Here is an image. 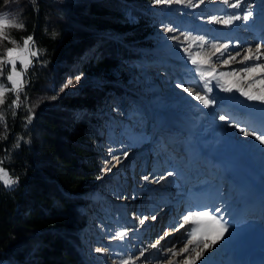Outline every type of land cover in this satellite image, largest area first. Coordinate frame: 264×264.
I'll use <instances>...</instances> for the list:
<instances>
[{
  "label": "rangeland",
  "instance_id": "1",
  "mask_svg": "<svg viewBox=\"0 0 264 264\" xmlns=\"http://www.w3.org/2000/svg\"><path fill=\"white\" fill-rule=\"evenodd\" d=\"M236 2L237 0H229L225 4L223 0H182L177 3L173 0L171 3H157L156 0H148L141 3L138 6L140 10L151 12L157 19L155 22L149 21L147 17V20L140 19L132 7H128L123 10L120 24L128 30L127 35L134 39L132 41L143 40V45L137 48L144 53V57L118 59L108 69H101L98 63L90 61L84 68L69 75L64 74L54 83L58 94H82L90 83L102 87L111 81H123L125 78L127 87L131 84L138 89V95L135 88L134 91L128 89L131 94L127 92L126 102L120 101V98L118 102L116 98L105 94L103 104L95 109L96 114L104 119L98 117L102 119L99 120L101 139L91 143L97 161L94 181L84 193L92 201L87 207L88 225L82 237V255L86 256L89 264L173 263L177 254L185 252V247L199 250L196 243L198 237L188 235L192 226L180 227L183 216L189 210L210 211L214 208H219L220 211L211 214L221 212L228 220L222 221L226 223L228 231L196 264H207L206 261L216 255L218 244L222 240L232 245L227 254L228 264L248 260L250 257L257 233L264 230V215H251L241 224L235 221L240 191L235 190L234 185L231 186L227 179L228 172L220 170L215 162L217 151L223 149L224 144L220 141L222 138L231 142H244L247 145L242 143L243 146L249 148L245 149L248 150L247 154L263 158L261 162L264 163V144L255 136H244L240 131L243 128L248 132L255 131L257 135L264 133V124L261 123L264 120L254 121L250 114L253 109H263L264 102L248 100L236 88L231 92L224 90L230 82L247 90L254 80L264 79V73L257 72L250 80L247 78L248 73L243 71L246 67L264 64V54H260L259 59L244 60L245 55H249V48L255 53L259 47L260 52L264 53V41L250 35L255 32L258 22L264 19V0H240V7H230ZM14 9L1 11L0 14L21 21L18 9ZM248 11L252 12L248 20H235L229 25L214 20H224L233 15L243 17ZM169 28L173 31H166ZM144 31L148 32L144 35ZM212 45L219 46L220 51H216ZM224 45L228 47L225 49ZM242 45L243 48L238 49ZM196 53L211 58L210 65L203 66L205 70L216 69V78L210 77L206 87V81L196 71L197 65L191 62V57ZM233 56L236 57L235 60L230 59ZM225 60L228 63H224ZM18 64L17 70H20L21 66ZM220 72H235L236 76L220 77ZM27 80L26 73L25 81ZM3 84L10 87L7 82ZM178 84H182L184 88L192 87L214 102L205 107L183 88L177 87ZM208 88H211L210 92ZM252 91L258 93L259 86L254 85ZM132 94L138 96V102ZM178 111L196 117L193 127L196 155L194 152L193 154L207 165L199 171L211 174L207 188L210 192L206 193L209 202L206 205L196 206L193 201L195 187L185 189L191 171L186 170L185 166L181 167L179 161L186 162L189 159L184 142L187 139L183 138V141L172 145L166 144V140L171 137L169 130L173 128L171 118ZM75 113H80V109ZM221 116H227L228 119L221 120ZM211 136L219 139L215 143L213 141L214 144L210 143L215 151L205 145V139H210ZM170 146L181 150H171ZM227 150L230 157L237 155L238 158L234 156L233 162L241 174L254 176L256 179L253 172L256 169L253 168L254 165L250 166L248 155L245 160L244 155L241 157V154L233 151L231 154V150ZM226 152L223 154H227ZM199 164L196 163L197 166ZM12 186L14 184L7 187ZM182 204L183 211L178 212L177 208ZM173 207L175 211L171 209ZM164 216L165 220L160 221ZM120 232L126 233L122 239L119 238ZM210 239H216L215 234ZM178 243L179 248L175 249L174 245Z\"/></svg>",
  "mask_w": 264,
  "mask_h": 264
},
{
  "label": "trees",
  "instance_id": "2",
  "mask_svg": "<svg viewBox=\"0 0 264 264\" xmlns=\"http://www.w3.org/2000/svg\"><path fill=\"white\" fill-rule=\"evenodd\" d=\"M146 1L0 0V12L17 8L24 24L11 29V36L20 41L32 35L40 51L30 84L20 93V109L9 107L15 99L11 91L0 105V160L18 181L12 187L0 181V264H89L82 237L92 201L84 193L94 181L91 143L101 139L103 118L95 109L105 94L126 102L128 89L137 95L138 89L127 87L125 78L102 87L90 83L82 94H58L54 83L90 61L108 69L118 59L143 58L137 48L143 40L132 41L120 21L132 7L140 19L155 22L138 7ZM10 46L0 40V52ZM8 73L5 65L0 83H9ZM137 95L132 94L138 102Z\"/></svg>",
  "mask_w": 264,
  "mask_h": 264
},
{
  "label": "snow or ice",
  "instance_id": "3",
  "mask_svg": "<svg viewBox=\"0 0 264 264\" xmlns=\"http://www.w3.org/2000/svg\"><path fill=\"white\" fill-rule=\"evenodd\" d=\"M35 3V0H32ZM157 3H171L173 0H156ZM175 2L180 3L182 0H175ZM203 2V0H201ZM225 4L229 3V0H223ZM230 7L236 8L240 7V0H237L236 3H232ZM252 15L251 11H248L246 15L243 17L239 15L229 16L224 20H219L214 18L217 23H224L226 25L232 24L235 20H248ZM11 29L22 30L24 29V24L19 19L10 18L6 15L0 14V40L6 41L10 44V47H7L0 52V75L3 74V68L5 65L9 66V73L6 76V80L9 82L10 87L6 86L3 83H0V105L5 103V95L11 91L14 94L15 99L9 107H19L20 104V93L24 90L26 81L25 74L27 73L29 67L33 63V58L38 57L40 54L39 49L36 48V43L34 37L32 35H28L26 37L21 38V42H17V40L10 35ZM6 30H9V33H6ZM166 31L171 32L173 29L169 28ZM190 38V37H186ZM178 39V38H176ZM216 51H220V47L217 45H212ZM225 49L228 47L227 45L223 46ZM187 50V49H186ZM249 55H245L244 60L250 59H259L260 54H264L260 52V48L257 47L256 52L253 53L252 49L249 48L247 50ZM223 55V53H221ZM230 59L235 60L236 57H231ZM191 62L193 65H197L196 71L199 72V75L202 79L206 81L205 87L207 83L210 82L209 78H216V69L210 68L209 70L204 69V65H210L211 58L210 57H202L200 53H196L191 57ZM17 63L20 64V70H17ZM224 63H228L227 60ZM245 73H248V79H253L254 73H264V64H258L255 67H246L243 69ZM236 76L235 72L225 73L220 72V77L226 76ZM259 86V92L252 91L253 86ZM177 87L183 88V90L190 95L194 96L197 101H200L205 107L211 105L214 101L210 100L206 95H201L200 91L194 90L192 87L184 88L182 84H178ZM233 88H236L237 91L241 93V95L247 97L249 100H259L264 102V79L254 80L253 84H249L248 89L240 88L238 84L234 82H230L229 86L224 90L231 92ZM208 91H211V88H208ZM14 114V113H13ZM221 120H227V116H221ZM28 120H31V116L28 117ZM0 123H4L3 112L0 111ZM240 131L244 136H255V138L260 141L261 144H264V134L257 135L255 131L248 132L245 129L241 128ZM3 138V137H0ZM22 139V138H21ZM16 147H19V143H17ZM116 159H119L118 157ZM3 160H0V181L4 183L6 186H11L16 184L18 181L13 179L9 172L2 167ZM171 175V173H169ZM147 179V177H145ZM220 211L219 208H214L209 210L201 209L199 211L189 210L187 214L183 216V222L180 224V227H184L185 225H191V229L188 232L189 237L196 238L197 248L192 249V251L196 252L195 258H189L185 261V264H196L197 260L203 255V253L215 246L219 239H223L224 234L228 231L226 223L222 222L220 218L211 213ZM154 218V217H153ZM213 234H215L216 239H210ZM126 235L125 232L119 233V238H123ZM155 246V245H154ZM97 251H101L97 249ZM185 252L189 251L187 247L184 249Z\"/></svg>",
  "mask_w": 264,
  "mask_h": 264
},
{
  "label": "bare ground",
  "instance_id": "4",
  "mask_svg": "<svg viewBox=\"0 0 264 264\" xmlns=\"http://www.w3.org/2000/svg\"><path fill=\"white\" fill-rule=\"evenodd\" d=\"M238 48V47H237ZM241 48H243V45L242 46H239V48L238 49H241ZM237 54H239V53H237ZM235 99H237V98H235ZM249 100V99H248ZM251 103V102H250ZM254 103V102H253ZM248 104V103H247ZM250 105V104H249ZM255 104H253V106H254ZM259 106H260V104H258ZM258 105H257V107H258ZM248 107V106H247ZM250 107H252V106H250ZM249 107V108H250ZM255 107V106H254ZM253 107V108H254ZM263 107V106H262ZM248 109V108H247ZM253 110H255V111H252V113H250L251 115H253L254 117H253V119H254V121L255 120H257V122H259V121H262V120H264L263 119V117L262 116H264V107H263V109L262 108H256V109H253ZM179 112V111H178ZM248 116V115H247ZM249 118L250 117H252V116H248ZM173 118L175 119V120H177V121H180V118L177 116V115H174V113H173ZM248 119V118H247ZM249 120H251V119H249ZM249 122V121H248ZM262 123V125L264 124L263 122H261ZM260 123V124H261ZM257 124V123H256ZM251 125V124H250ZM195 125L194 124H192V123H187L186 124V128H188V129H190V130H193V127H194ZM254 126V125H253ZM258 126H259V124H258ZM255 127H257V126H255ZM262 128H263V126H262ZM259 129H261V127L259 128ZM262 131V130H261ZM263 132V131H262ZM264 134V133H263ZM213 135V134H212ZM221 135V134H220ZM215 137L217 136V135H214ZM234 136V135H233ZM237 135L235 134V136L234 137H236ZM185 137V135H182V136H179L178 138L179 139H183ZM212 137V136H211ZM227 138V137H226ZM212 139H214V138H212ZM217 139V138H216ZM241 140H243V139H241ZM220 141H222L223 142V144L227 147V149H230L231 150V154H232V151L234 152V153H236V154H238L239 153V155L241 154V157L244 155V159L246 160L247 158H248V162L249 163H251L250 164V166L252 165H254L253 166V168H255V169H257L258 171H261L262 170V172L260 173L261 174V178H260V180H257V182L254 180V176H252V178L251 177H248V176H246V175H243V174H241V172H240V170H238L236 167H235V165L236 164H233L232 163V160L230 159V157H228V156H230L229 154L230 153H228V152H226L227 154H228V156H226L227 154H225V156H223L222 157V159H226V161H227V164L229 165V168H230V170L228 171V173H227V175L229 176L230 174L232 175V181L230 182L231 183V186H233L235 189H237V190H239L240 191V196L238 197V199H237V202L240 200V199H242L244 202H243V204L241 205V207H239L238 209H235L236 210V214H234L235 215V219H237V217H240L241 215H242V212H243V209L245 208V204H246V201L249 199V195L251 194V192L255 195V193H260V187L264 184V163H262L261 162V159H263V158H260V157H258V156H250V154H247L248 152V150L246 151L245 149H247L248 147H244L243 146V144L242 143H244V142H242V143H237V142H231V141H228V140H223L222 138H220ZM259 144V143H258ZM223 145V146H224ZM244 145H245V143H244ZM247 145V144H246ZM245 145V146H246ZM248 146H250V145H248ZM249 149V148H248ZM251 149V148H250ZM227 151H229V150H227ZM250 152V151H249ZM192 155H194L193 154V152L191 153ZM260 154V153H259ZM248 155V156H247ZM234 156H235V154H234ZM233 156V159L235 158V157H237V155L234 157ZM247 156V158H245ZM262 156H263V154H262ZM264 157V156H263ZM238 158V157H237ZM239 159H240V157H239ZM239 159H237V160H239ZM214 160V159H213ZM236 160V161H237ZM241 160V159H240ZM234 161V160H233ZM238 162V161H237ZM264 162V161H263ZM239 163V162H238ZM218 165V164H217ZM200 166H203V164H200ZM199 166V167H200ZM237 166V165H236ZM239 166V165H238ZM247 166H249L248 164H247ZM219 167V166H218ZM225 168V166L223 165L220 169H222V170H225L224 169ZM250 168V167H249ZM241 170H243V169H241ZM244 171V170H243ZM253 172H255L254 171V169H253ZM205 173H207V172H205ZM251 173V172H250ZM249 172H248V174H250ZM247 174V175H248ZM255 175H256V172L254 173ZM253 174V175H254ZM207 176H209V174L207 175ZM249 176H251V175H249ZM257 176V175H256ZM255 176V177H256ZM189 179H190V177H189V175H188V178H187V180H186V185H187V182L189 181ZM199 180V178H197L196 179V182ZM241 182H243L244 184H242ZM193 185V183L191 184H188L187 185V187H186V189H189L191 186ZM205 185H207L206 183H205ZM205 185H199V186H197V189H196V191H195V198L197 199V201H196V204L197 205H199V206H202L203 204H204V202H205V199H206V196H205ZM239 187H238V186ZM193 186H195V185H193ZM264 186V185H263ZM213 188V187H212ZM232 188V187H231ZM242 188V189H241ZM263 189V188H262ZM245 198H246V201H245ZM258 203L259 204H261V201H260V199L258 200ZM177 208V207H176ZM172 210H174L175 211V209H174V207L173 208H171ZM178 209V212H182L183 211V207L181 208H177ZM239 209H241V211L239 210ZM170 212H171V210H170ZM239 213V215H237ZM218 216H220V215H218ZM249 217H251V214H249V215H247V217L243 220H241L240 221V223H238L239 221H237V223L238 224H241V223H243V221H245L246 219H249ZM163 221V220H165V216L163 217V218H161L160 219V221ZM173 222H176V221H173ZM259 235H264V231L263 230H261V232L259 233ZM259 239H260V236H258V244L260 243V241H259ZM231 244V243H230ZM179 245H180V243H178L177 245H174L175 246V249H178L179 248ZM232 245H228V242L226 241V240H222V242L221 243H219L218 244V249H217V252H216V255L214 256V257H211V258H209L208 259V261H206V262H210V263H212V264H219L218 262H220V261H228V258H227V254H228V251H229V248L231 247ZM213 248V247H212ZM212 248H209L208 250H206L203 254L205 255V253H207L208 251H210V249H212ZM241 251V250H240ZM176 252H179V251H176ZM188 255H189V258H191V257H194L195 258V256H196V252H194V251H192V249H189V251H187V252H184V253H182V254H177V258L173 261V263H170V264H183L185 261H187V259H189V258H187L188 257ZM237 257V256H236ZM187 258V259H186ZM238 258H239V256H238ZM202 264V263H201Z\"/></svg>",
  "mask_w": 264,
  "mask_h": 264
},
{
  "label": "water",
  "instance_id": "5",
  "mask_svg": "<svg viewBox=\"0 0 264 264\" xmlns=\"http://www.w3.org/2000/svg\"><path fill=\"white\" fill-rule=\"evenodd\" d=\"M35 60H36V57L33 58V63L31 64V66L29 67V69L27 71L28 80H27L24 88H26L30 84V77H31V71L30 70H31V67L35 64ZM20 107H21V102H20L18 108L20 109Z\"/></svg>",
  "mask_w": 264,
  "mask_h": 264
}]
</instances>
